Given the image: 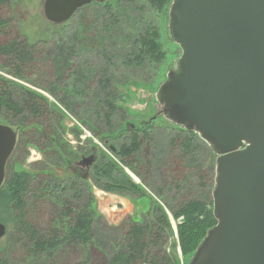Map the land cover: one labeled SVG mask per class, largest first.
I'll return each mask as SVG.
<instances>
[{"label":"rangeland","instance_id":"rangeland-1","mask_svg":"<svg viewBox=\"0 0 264 264\" xmlns=\"http://www.w3.org/2000/svg\"><path fill=\"white\" fill-rule=\"evenodd\" d=\"M44 3L45 0H11L9 6L0 8V16L8 23L4 31L11 41L19 37L29 46L45 47L24 70L27 80L17 79L10 59L0 56V79L7 82L20 107H24L25 93L31 91L43 100L52 115L39 122L26 113L20 117L7 111L0 113V124L19 134L17 154L9 161L7 173H27L58 182L77 178L82 186L91 189L95 199L96 243L83 251L61 254L60 263L47 259L39 264H109L111 247L127 233L134 220H146L150 205L163 207L176 231L179 222L173 220L166 205L175 202L172 207L181 206L188 199L214 204L218 156L208 153L200 136L197 135L199 140L194 139L195 132L168 120L163 114L164 106L156 100L160 86L166 83L169 73L178 70L182 57L170 32L174 0L162 13L148 0H107L101 6L92 4L81 9L64 26H55L45 19ZM107 9L112 12L105 13ZM143 31H151L152 35L158 31L167 53L162 65L149 70L137 67L131 52L133 42ZM150 121L149 127L144 128L147 139L141 136L139 140V153L126 160L149 181L147 188L122 165L110 147L119 151L130 134H136ZM46 125L52 138L45 144L34 133ZM25 133L28 144L21 139ZM188 139L194 143L195 153L187 158L182 147H186ZM134 146L129 140V148L134 150ZM91 156L95 157L92 169L76 167V163ZM103 157L120 166L147 197L115 195L98 189L96 166ZM81 191L85 198L82 188ZM162 194L165 200L156 196ZM66 195L74 205L80 199L70 190ZM27 199L34 208L28 209L31 223L49 232L57 215L55 204L43 198L36 201L33 192ZM0 222L8 229L6 238L0 241L1 264H38L29 253L26 239L13 233V219L5 209L0 210ZM176 241L175 234L168 236L161 249L174 254L180 264H191L194 255L185 258L179 248L173 250Z\"/></svg>","mask_w":264,"mask_h":264},{"label":"water","instance_id":"water-1","mask_svg":"<svg viewBox=\"0 0 264 264\" xmlns=\"http://www.w3.org/2000/svg\"><path fill=\"white\" fill-rule=\"evenodd\" d=\"M106 1L45 0L44 17L63 26ZM170 32L182 57L156 100L168 120L218 156L217 225L191 264H264V0H174ZM17 141V132L0 124V189ZM7 234L0 222V241Z\"/></svg>","mask_w":264,"mask_h":264},{"label":"trees","instance_id":"trees-1","mask_svg":"<svg viewBox=\"0 0 264 264\" xmlns=\"http://www.w3.org/2000/svg\"><path fill=\"white\" fill-rule=\"evenodd\" d=\"M10 1L0 0V8L9 6ZM148 1L151 7L162 13L171 0ZM109 12L112 10H105V13ZM7 25L8 23L0 16V56L10 59L17 79L27 80L23 74L24 70L31 65L40 51L45 50V47L38 49L36 45L29 46L19 37L11 41L4 31ZM155 32L154 36L151 31H143L137 37L136 42H133L132 56L136 66L143 70H149L154 65H162L166 59V50L162 46L161 38L157 34L158 31ZM122 44H126V42ZM158 75L159 73L155 74L154 81H157ZM6 83L0 79V113L3 114V111H7L17 117L26 113L39 122H43V119H49L52 116L51 110L46 107L43 100L31 91L25 93L24 107H20ZM197 135L194 134V139L199 140V135ZM25 136L26 133L22 134L23 142H25ZM34 136L41 138L42 142L46 144L51 138L48 126L46 125L43 130L35 132ZM129 136L130 138L124 140L119 151L110 150L122 165L129 168L148 188L150 186L146 184L149 185V181L143 179L140 171L134 165H129L126 162L139 153L138 146L142 145V140L141 143L139 140L141 136L146 138L147 133L142 129ZM129 140L135 144L134 150L129 148ZM187 141L186 147L183 146L182 148L183 155L188 158L194 155L195 151H193L194 143L189 139ZM25 144H28L27 141ZM203 144L210 150L208 151L210 155L217 156L212 147L204 141ZM15 154H17L16 149L13 156ZM149 167L152 165L149 164ZM96 169L98 178L95 179V185L98 189L115 195H139L138 197L142 199L147 197L141 186L134 183L120 166L106 157L101 158ZM147 173L152 175L150 171ZM6 174L5 182L0 189V210L5 209L11 215L14 225L13 233L18 235L20 239H26L29 244V253L34 257L33 261L39 264V262H45L48 259L55 261L54 263H60L61 257L66 256L68 252L83 251L96 243L94 231L97 218L94 208L95 199L91 189L85 185L82 186L79 179L73 178L65 182H58L54 178L35 177L27 173ZM54 186L58 189L55 190ZM63 187L64 189H62ZM81 188L85 192V198L84 193L82 197ZM68 189L74 195L78 194L80 199L77 200L76 205L72 204V200L66 195L69 194ZM30 192L35 194L36 201H40L42 198L46 200L47 197H50L48 200H52L55 204L57 215L55 214V220L52 219L49 232H43L31 223L28 213V209L31 207L27 199ZM156 196L165 200L163 194ZM72 199H74L73 195ZM173 203L172 206L176 204ZM154 206H149L150 210L146 213L144 222L134 220L127 233H124L117 244L111 247L112 257L109 264H180L179 259L174 254L169 255L161 249L167 237L170 236L171 238L174 237V234L176 235L177 241L174 242L173 250L179 248L183 257L187 258L192 254L195 255L209 231L217 225L213 210L214 204H207L198 199L185 200L181 206L166 205L173 220L179 222L176 231L172 228L165 209L159 205Z\"/></svg>","mask_w":264,"mask_h":264},{"label":"flooded vegetation","instance_id":"flooded-vegetation-1","mask_svg":"<svg viewBox=\"0 0 264 264\" xmlns=\"http://www.w3.org/2000/svg\"><path fill=\"white\" fill-rule=\"evenodd\" d=\"M151 123V121L148 123V124H144V126H143V130L144 131H146L144 128H148L149 127V124ZM142 130V129H141ZM18 134V133H17ZM18 138H19V134H18ZM52 138V137H51ZM17 143H18V141H17ZM42 150V149H41ZM15 152V151H14ZM92 157V156H91ZM94 157V156H93ZM84 159V158H83ZM82 159V160H83ZM94 159H95V157H94ZM81 160V161H82ZM81 161H79L78 163H80ZM78 163H76L75 165H76V167H78L79 169H84V170H90V169H92L94 166H95V161H94V163L92 164V166H90V167H86V166H81V165H79ZM76 169H74V171H75ZM75 173V172H74Z\"/></svg>","mask_w":264,"mask_h":264},{"label":"bare ground","instance_id":"bare-ground-1","mask_svg":"<svg viewBox=\"0 0 264 264\" xmlns=\"http://www.w3.org/2000/svg\"><path fill=\"white\" fill-rule=\"evenodd\" d=\"M6 238V237H5Z\"/></svg>","mask_w":264,"mask_h":264}]
</instances>
